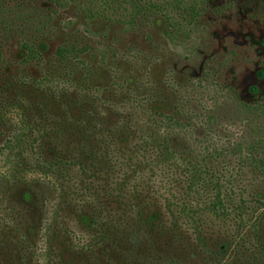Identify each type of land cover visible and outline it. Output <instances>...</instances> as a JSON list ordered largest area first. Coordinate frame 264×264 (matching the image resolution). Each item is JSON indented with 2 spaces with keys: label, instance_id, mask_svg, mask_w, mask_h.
<instances>
[{
  "label": "rangeland",
  "instance_id": "1",
  "mask_svg": "<svg viewBox=\"0 0 264 264\" xmlns=\"http://www.w3.org/2000/svg\"><path fill=\"white\" fill-rule=\"evenodd\" d=\"M9 1L11 6L5 9L0 23V147L6 135L20 128L22 121L28 125L25 127L27 130L24 129L25 137L38 141L37 124L38 120L43 122L44 112V124L52 122L48 118L61 121L65 118L67 123L76 121V125L84 119H81L82 115L85 117L98 110L104 112L102 119L107 120L103 124L109 123L112 110L119 116L128 113L132 116L130 123L133 119L139 124L145 121L149 124L148 110L136 101L138 98L146 100L151 91L156 94L154 97L168 102L167 106L158 109L164 113L171 111L175 103L194 110L202 106L216 109L221 124L218 136H215L217 140L228 142L247 138L248 126L254 123L262 124L258 134L264 140V114L252 111L264 98V0H183L201 6V15L193 27L181 29L171 40L162 34L163 17L159 14L151 15L139 27L125 29L109 20L110 17L87 23L72 12H59L43 31L38 32V39L46 46L42 51L45 61L41 67L45 64L50 72L38 87H32L28 82L43 76L44 72L36 71L33 62L22 65L17 49L20 38H30L34 34L46 5L40 1L37 10L26 20L20 18L25 9L14 10L16 1ZM73 43L84 47V51L78 55L75 73L72 71L67 77L66 69L57 68L52 60H55L57 45ZM96 51H101L102 56ZM87 68L93 70L90 77L86 76ZM45 78L48 80L43 81ZM250 85L255 86L254 91ZM53 92L58 94L56 99L51 98ZM242 103H250V111H246ZM97 119L100 122L101 119ZM76 128L63 126L69 148H74V143L80 141L78 131H74ZM185 134L178 146L182 150L193 148L192 139H201L193 132ZM84 142L88 152L92 143ZM62 144L57 145L60 147ZM31 148L24 151V159L21 160L24 165L19 166L15 161L17 158H12L13 151L0 150V176L4 174L9 178L3 176L0 179V225L6 226L4 236L8 239L5 240L12 243L5 256H1L0 248V261L6 264H46L48 247L53 253L52 261L56 260L54 264H121L116 261L109 243L116 232H109V240L103 239L98 244L96 238L93 244L98 247H93L92 255L84 256L85 249L79 248L86 243V238L89 240L93 230L87 227V220L78 211L93 209L95 212L100 210V213L96 212L98 219L105 223L107 219L118 221V229L125 225L124 222L133 225L134 230L129 231L132 240L124 235L122 240L124 245L130 244L134 256L142 264L168 256H173L178 264H264V246L261 250L256 246L261 245L258 239H264V223L259 227L258 236L253 238L248 225L244 224L246 215L242 219L229 216L231 229L215 230L205 239L214 244L216 252L212 258H207L201 254L200 245L192 240V231L181 230L182 227L170 228L162 210L160 196L171 198L173 194L181 198L182 188L179 186L168 195L163 187L154 183L142 184L141 196L150 200L147 206L140 203L137 196L122 197L124 192L118 194L117 178L107 174L102 160L99 166L94 155L78 157L72 151L64 150L68 160L71 158L73 167L70 174L74 176L79 165L84 166L85 173L80 176L83 177L80 182L68 180L63 175L56 180L49 170L45 175L40 173L41 165L37 162L54 160L57 155L51 154L50 150H41L37 144ZM91 163L94 167L99 166L98 169L92 170ZM214 169H218V164ZM98 170L102 171L103 178L95 174ZM84 184L89 189L74 196V191ZM257 196L264 199V191L261 190ZM132 204L133 209L129 208ZM211 226V229L218 228ZM236 227L247 235L237 249L234 247L238 238ZM55 238L57 244L60 243L56 249L53 248ZM18 249L20 258L15 257ZM79 251L82 252L77 255Z\"/></svg>",
  "mask_w": 264,
  "mask_h": 264
},
{
  "label": "trees",
  "instance_id": "2",
  "mask_svg": "<svg viewBox=\"0 0 264 264\" xmlns=\"http://www.w3.org/2000/svg\"><path fill=\"white\" fill-rule=\"evenodd\" d=\"M15 1L14 10L25 9L20 18H25L26 20H29L30 15L37 10L40 1L46 5V11L42 20L38 23L39 25L35 28L34 34L30 38L26 36L20 38L17 49L21 56L20 63L22 65L27 66L33 62L36 71L44 72L41 77L28 79V83L32 87L42 85V78L50 73L45 64L41 67L45 61L42 51L45 50L46 46L45 42L38 39V32L43 31L44 27H47L49 20L53 19L59 12H72V14L87 23L97 18L110 17L109 20L119 23L125 29L139 27L146 23L151 15L159 14L163 17L162 34L170 40L175 33L181 32V29L188 30L191 26L193 27L196 23V18L201 15V6H198L195 2L185 3L183 0ZM10 3L9 0H0V23H2L3 19L2 14L5 13V9L10 8ZM68 21L72 22L71 19H68ZM1 48L2 45L0 44V50ZM83 48L74 43L69 46L57 45L54 50L56 57L55 60H52V63L59 69L65 68L66 74H68L66 76L69 77V74L72 71L75 73V68L78 67V62L76 61L79 59L78 55L80 56L83 53ZM101 51L105 55L104 49H101ZM101 51H96L99 56H102ZM19 69L22 72V66ZM92 73L93 70L87 68L86 76L90 77ZM47 80L48 78H45L43 81ZM49 80L52 79L49 78ZM21 83L26 84L25 81ZM249 88L251 91L255 90L254 85H250ZM44 93L46 96L48 95L47 91ZM49 95L51 96L50 92ZM155 95L151 91L150 96L146 100L145 98L140 100L138 98L136 101V103H139L138 105L141 107L145 106L146 110H148L146 114L147 118H150L148 120L149 124L146 121L144 124H139L138 122H133V119L132 123H130L132 116L126 112H122L123 114L119 116L114 110H112L114 112L111 111L109 113V123L105 124L103 123L107 120L104 121L102 119L104 112L101 110L95 113L91 112L85 117L80 113L79 115H82L81 119H84L76 125L74 124L76 121L71 120V123L69 121L67 123L64 120L65 118L62 121L61 119L57 120L55 118L51 120L48 118L52 122L44 124L46 113L44 112L43 122L38 120L39 124H37L40 135L39 142L36 139V142H34L32 139L25 137L24 132L27 130L25 127L28 128V125L22 121L20 128L13 129L6 135L0 150L13 151L12 158H17V160L14 159L19 166V164L24 165L21 162L24 159V151L30 147L33 149V144H37L41 150H50L51 154L53 152V155H57H55L56 157L62 156L60 158L54 157V160L51 158V160L48 159L46 161L38 160V165H41L40 173L45 175L47 174L46 170H49L56 180H59L60 176L63 175L68 177V180L78 182L82 180L80 178H83L80 176L85 173L84 166L79 165L80 168L77 167L76 174L72 176L69 172L73 167L71 158L68 160L64 150L72 151L75 155H79L78 157L85 155L89 158V156L94 155L95 159L99 161V166L102 160V165L106 166L108 171L107 174L117 178V185L119 184L117 191H120L118 194L124 192L122 197L124 195L137 196L141 200L139 202H144L147 206L149 205L147 202L150 200L141 196L142 184L154 183L158 187H163L168 195L172 193V189L179 186L182 188L181 198L173 194L171 198L169 196L167 198L160 196L162 210L165 217L168 218L170 228L182 227L180 228L181 230L192 231L190 232L192 233V240H195L200 245L201 254H204L207 258H212L216 252L213 250L214 244L207 242L205 239L215 230L231 229L228 223L229 216L242 219L246 215L244 224L248 225L253 238L258 236L256 234L259 231V227L261 223H264V199L257 196V193H260L261 190L264 191V140L260 139L258 134L259 129H262V124L258 126L254 123V125L248 126L249 136L247 138H236L228 142H222L215 138V136H218V127L221 126L216 116V109L203 108L202 106L194 110L189 107H180L175 103L171 111L164 113L158 109L167 106L168 102L159 100L154 97ZM57 96L58 94L55 92L51 98L55 97L56 99ZM242 106L245 107L246 111H250L252 107L250 103H242ZM255 110L260 114H264V98L257 102V106L252 111ZM22 118H24V115ZM97 118L101 119L100 122ZM78 125L80 127L76 128L75 126ZM63 126H66L67 129L76 128L74 131H78V137L81 142L74 143V148H69L70 144H68L67 136L65 137L66 134H63L65 132ZM196 131H199L200 134ZM185 132H190L191 134L193 132L199 135L201 139L198 141L192 139L193 148L182 150L178 146L180 141H183L182 137L186 135ZM41 139H43L42 142L40 141ZM57 139H60L61 142H56ZM84 141L92 143L91 146L88 144V152ZM184 141L187 142L186 139ZM58 143L63 144L59 147ZM48 144H52V148L47 146ZM216 164H218V169H214ZM98 167H94L92 163L90 164L92 170H96ZM101 172L98 170L95 174L103 178ZM2 175L9 179L6 175ZM76 175H78V178ZM3 176H0V179ZM242 181L246 184H243ZM86 188L84 184L82 188L74 191L73 195L81 194ZM66 194H68V188L66 189ZM179 200L180 203H177ZM134 204L129 208L133 209ZM98 211L100 213V210L96 212ZM78 212L84 215L85 221L87 220L88 223L87 227L93 230V234L88 236L89 240L87 241L86 238V243L81 244L79 247L85 249L83 250L84 256L92 255L93 247H98L97 244L102 242L103 239L109 240V232H116L117 234H115L114 238L109 241L110 249L116 256V261L121 264H142L134 256L130 244L129 246L124 245L122 240L123 235L129 236L130 238L128 239L132 240L133 236L129 231L134 230L133 225L124 222L125 225L120 226V229H118V225H120L118 221L107 219V223H105L103 220L98 219V214L94 209L90 211L80 210ZM103 212H105L104 208ZM211 225L218 228L211 229L213 228ZM239 231L236 227L238 237L234 246L236 249L244 242V237H247L244 231ZM6 232V226L1 224L0 239L2 241H0V248L3 253L1 256H5L4 253H9L8 248L12 244L5 240L8 239L7 236H4ZM96 238L98 240L96 241L97 244H93ZM258 241L261 245L258 247V244H256V246L257 249L261 250L264 246V239L261 238ZM53 243L55 244L53 246L55 249L58 244L60 245V243L57 244L56 238ZM81 252L76 253L80 255ZM45 255L47 256L46 264L50 262L54 264L56 262L55 258L52 261L53 253L50 247L46 250ZM20 256V250L18 249L15 257L20 258ZM0 264H6V262L0 261ZM145 264H178V261L173 256H168L160 260L151 259L149 263Z\"/></svg>",
  "mask_w": 264,
  "mask_h": 264
}]
</instances>
